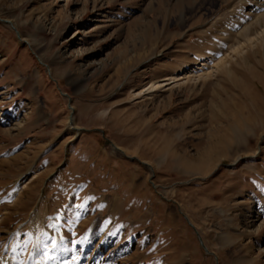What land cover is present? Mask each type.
I'll use <instances>...</instances> for the list:
<instances>
[{"label": "rangeland", "instance_id": "374dc122", "mask_svg": "<svg viewBox=\"0 0 264 264\" xmlns=\"http://www.w3.org/2000/svg\"><path fill=\"white\" fill-rule=\"evenodd\" d=\"M0 19V264H264V0Z\"/></svg>", "mask_w": 264, "mask_h": 264}, {"label": "bare ground", "instance_id": "6f19581e", "mask_svg": "<svg viewBox=\"0 0 264 264\" xmlns=\"http://www.w3.org/2000/svg\"><path fill=\"white\" fill-rule=\"evenodd\" d=\"M261 25H260V27H262V28H264V20L260 23ZM7 25H9V26H11L10 24H7ZM12 28H13V26H11ZM263 33H264V31H263ZM263 33H261V34H263ZM260 34V35H261ZM262 36V35H261ZM253 39L254 38H252V41H253ZM20 40H22V38H21V35H20ZM253 44V43H252ZM234 51H236V50H234ZM236 53H237V51H236ZM41 60V59H40ZM45 64V63H44ZM224 64H225V62H224ZM222 65H223V63H222ZM224 66V65H223ZM220 68V67H219ZM243 75V74H242ZM259 77V75H258V73L257 72H253V73H251V75H246V74H244L243 76H242V87L240 86V89H242V93H243V95H245V97L247 98V99H249L250 100V102L252 103V102H254V93H252L251 92V90H248V89H246L245 88V86H246V84L248 83V82H250V81H253L254 79H257ZM261 79V78H260ZM175 80V78H173V76H170V79L169 80H166L165 81V83L164 84H166V82L168 83L169 82V84H171L170 82H173ZM262 80V79H261ZM251 83V82H250ZM169 84H166V86L167 85H169ZM240 84V85H241ZM165 86V85H164ZM163 86V87H164ZM237 87V86H236ZM151 88L152 89H154L155 88V84H153L152 86H151ZM160 88V87H159ZM244 97V98H245ZM243 115V114H242ZM117 149V148H116ZM118 150V149H117Z\"/></svg>", "mask_w": 264, "mask_h": 264}, {"label": "water", "instance_id": "95a60500", "mask_svg": "<svg viewBox=\"0 0 264 264\" xmlns=\"http://www.w3.org/2000/svg\"><path fill=\"white\" fill-rule=\"evenodd\" d=\"M0 21H1V22H4L5 24H10L11 26H13V23H12L11 21H8V20H2V19H0ZM13 29H14V31H16L18 37L20 38V33L17 31V28L13 26ZM27 44H28V46H30L29 43H27ZM37 58H38V60H39V62H40L41 64L45 65V64L40 60V58H39L38 56H37ZM45 66L48 68L47 65H45ZM48 71H49V73H50V70H49V69H48ZM64 96H66V94H64ZM68 99L70 100V98H68ZM70 108H71V110H73L72 107H70ZM115 148H117V147H115ZM117 149H118V148H117Z\"/></svg>", "mask_w": 264, "mask_h": 264}, {"label": "snow or ice", "instance_id": "6c2138e0", "mask_svg": "<svg viewBox=\"0 0 264 264\" xmlns=\"http://www.w3.org/2000/svg\"><path fill=\"white\" fill-rule=\"evenodd\" d=\"M53 246H55V242L53 241Z\"/></svg>", "mask_w": 264, "mask_h": 264}]
</instances>
